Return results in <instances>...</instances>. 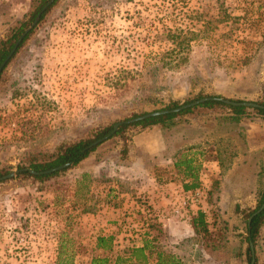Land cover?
Masks as SVG:
<instances>
[{
    "label": "rangeland",
    "instance_id": "obj_1",
    "mask_svg": "<svg viewBox=\"0 0 264 264\" xmlns=\"http://www.w3.org/2000/svg\"><path fill=\"white\" fill-rule=\"evenodd\" d=\"M33 6L0 0V38ZM49 8L0 79L1 176L20 170L0 180V264H91L104 254L96 248L101 234H116L124 247L140 240L144 226L149 235L169 233L153 220L152 204L116 211L124 200L95 189L91 172L107 173L108 164L95 162L119 163L141 131L161 124L124 123L120 134L50 178L22 170L32 160H49L63 144L173 101L264 99V0H57ZM231 112L197 108L172 124L199 128L202 119L213 140L223 134V175L246 156L233 175L189 199L192 219L204 211L209 229L173 244L185 264H252L248 224L264 202V116L247 107L230 122ZM254 248L255 264H264V224Z\"/></svg>",
    "mask_w": 264,
    "mask_h": 264
},
{
    "label": "crops",
    "instance_id": "obj_2",
    "mask_svg": "<svg viewBox=\"0 0 264 264\" xmlns=\"http://www.w3.org/2000/svg\"><path fill=\"white\" fill-rule=\"evenodd\" d=\"M226 119L231 122L241 118L240 115L237 116L231 112ZM192 124H186V127L175 124L165 126L168 128H162L164 125L161 124L160 126L155 125L153 129L141 131L128 146L126 155L118 158L121 159L119 163L117 160L110 163L108 161L95 162L98 155L94 156L93 160L97 165L105 163L110 166L105 174L91 171L95 173L92 176L95 189L104 188L108 197L124 200L123 206L119 203V207L114 209L120 212L131 207H138L144 211L145 203L152 204L153 210L154 208L156 210L153 220L159 224L160 228L164 227V230L169 232L168 235L163 236L149 235V230H146L142 220L140 227H144L140 228V240L134 245L128 244L124 247L118 246L120 241L118 242L116 234H101L114 236V249L106 252L111 257L127 246H146L145 252L149 264H157L160 258L159 252L162 251L172 254L185 264L184 253L173 244H184L192 237L190 232L195 231L194 217L192 219L188 208L189 204L192 205L189 199H194L192 197L194 194L202 196L208 193L207 190L212 188L215 180L233 175L240 159L246 158L245 155L234 158L226 169V174L223 175L224 155L228 150L220 142L224 139L223 134H218L220 141L213 140L208 124L204 120H200L199 128H192ZM181 158H193L194 164L200 165L196 185H193V176L185 172V167L176 165ZM175 210H179L178 214ZM95 225L100 226V221L96 220ZM98 250L105 253L102 249ZM207 254L210 253L207 252Z\"/></svg>",
    "mask_w": 264,
    "mask_h": 264
},
{
    "label": "trees",
    "instance_id": "obj_3",
    "mask_svg": "<svg viewBox=\"0 0 264 264\" xmlns=\"http://www.w3.org/2000/svg\"><path fill=\"white\" fill-rule=\"evenodd\" d=\"M48 0H34V6L28 17L24 20H21L19 24L13 28L12 32L9 34L8 37L6 38H0V64L2 61L7 57L11 49L14 47L16 40L19 38V36L22 34V32L30 25L38 12L41 10V8L44 6V4ZM57 2V0H56ZM54 2V4L56 3ZM50 8H48L43 14L40 19L42 21ZM34 29H32L26 36L25 38L21 41L20 46L18 47L16 53L21 49V47L24 45V43L30 38L32 33L34 32ZM176 35H174V41H176ZM179 43V42H178ZM15 53V54H16ZM13 55V57L15 56ZM12 57V58H13ZM11 61V59H10ZM9 61V62H10ZM8 62V63H9ZM7 66V65H6ZM5 66V68H6ZM3 74V71L0 75ZM205 97L204 95H200L199 98ZM215 97H221V96H215ZM190 102V101H188ZM258 103L262 104L263 106H258L254 107V109L260 113L261 115L264 116V99L262 101H259ZM180 106V103L178 101H173L171 105H169L167 108H174ZM227 106L230 107L237 116L245 113L247 106L244 105H233V104H228L222 100H217V99H210L202 102L201 104L194 106V107H189L186 108L180 112H174V113H168V114H162V115H157V116H152L149 118H145L142 120H139L133 124L135 125H141V126H150L154 124H162L164 126H169L174 123V120L176 117L180 115H184L187 113H191L197 108H204V107H210V108H215V107H223ZM131 125V124H130ZM129 124H123L120 126L119 130L114 134H120L123 129H125ZM114 128V124L105 126L101 129H99L95 136L92 138H81L78 139L72 143H67L61 145V147L58 148V150L54 153L48 154L49 160L46 161H37L34 162L32 159V162L30 166L33 169L36 170H46L49 168H52L54 166L60 165L62 163H67L69 162L70 165L65 168L64 170L78 165L82 160L87 158L91 152L97 149L96 146L90 147V145L98 138L104 137L108 133H110ZM178 167H185V172L187 174H191L194 178V183L193 185H196L198 175L197 172L200 168V165L194 164V159H186V158H181L178 160L177 164ZM61 171H56L54 173H49V174H42V175H36V178L39 179H46L50 178L52 176L58 175ZM2 175V172L0 171V176ZM264 197V195H263ZM257 210V209H256ZM254 210L251 214L250 217L256 212ZM195 229H200V227L203 228V230L208 231L209 229V224L206 220V215L205 212L200 210L198 216L194 217L193 219ZM264 224V210L261 211L260 213H257L252 216V219L249 221L248 224V232L249 236L248 239L250 241H253L254 243L257 241V237L261 233V228ZM96 248L97 249H102L105 251L103 255H98L94 256L92 258L91 264H149L148 262V256L145 252V247H137V246H132L129 247L127 246L124 248L122 251L117 253L114 257H111L109 254L106 252L112 251L114 249V236L113 235H100L97 239L96 243ZM251 247H248L249 251V258L252 260V254H251ZM159 260L157 264H183L180 260H178L175 256L172 254H166L163 251L159 252Z\"/></svg>",
    "mask_w": 264,
    "mask_h": 264
},
{
    "label": "water",
    "instance_id": "obj_4",
    "mask_svg": "<svg viewBox=\"0 0 264 264\" xmlns=\"http://www.w3.org/2000/svg\"><path fill=\"white\" fill-rule=\"evenodd\" d=\"M56 0H48L47 3L41 8V10L38 12V14L36 15L34 21L32 22V24L30 26H28L23 32L22 34L19 36V38L16 40L14 47L11 49V51L9 52V54L7 55V57L2 61V63L0 64V75L3 71V69L5 68V66L7 65V63L10 61V59L13 57V55L16 53L18 47L21 44V41L25 38V36L33 29L35 28V26L39 23L42 14L55 2ZM210 99H217V100H222L228 104H233V105H244L247 107H258V106H263L262 104L258 103V102H254V101H238V100H232V99H228V98H224V97H215V96H205L202 98H198L194 101L191 102H187V103H183L178 107H174V108H164V109H160V110H156V111H152V112H147L141 115H138L134 118H130L126 121H120L117 122L114 125L113 130L108 133L107 135H105L104 137L98 138L96 139L91 145L92 146H96L98 144H100L101 142L107 140L108 138H110L111 136H113L120 128V126L124 123H132V122H137L139 120L145 119V118H149L152 116H157V115H162V114H168V113H174V112H180L186 108L189 107H194L197 106L199 104H201L202 102L206 101V100H210ZM70 165L69 162L67 163H62L60 165L54 166L52 168L46 169V170H36L30 167L24 168L22 170H28L29 172H31L32 174L35 175H42V174H49V173H54L56 171H61L65 168H67ZM20 170H14L11 171L8 174H5L3 176L0 177V180L3 179H7V178H12L14 177ZM264 210V202L263 204L256 210V212L253 214H257L260 213L261 211ZM252 215V216H253ZM252 216L250 217L249 221L252 219ZM251 248H252V264H255L256 262V257H255V248H254V242L251 241Z\"/></svg>",
    "mask_w": 264,
    "mask_h": 264
},
{
    "label": "built area",
    "instance_id": "obj_5",
    "mask_svg": "<svg viewBox=\"0 0 264 264\" xmlns=\"http://www.w3.org/2000/svg\"><path fill=\"white\" fill-rule=\"evenodd\" d=\"M177 212H179V210H177Z\"/></svg>",
    "mask_w": 264,
    "mask_h": 264
}]
</instances>
